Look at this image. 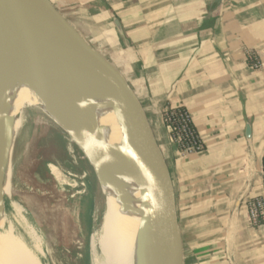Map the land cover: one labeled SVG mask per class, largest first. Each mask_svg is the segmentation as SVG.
I'll return each instance as SVG.
<instances>
[{"label":"crops","instance_id":"0c3cea01","mask_svg":"<svg viewBox=\"0 0 264 264\" xmlns=\"http://www.w3.org/2000/svg\"><path fill=\"white\" fill-rule=\"evenodd\" d=\"M50 2L144 108L172 175L186 264H264V217L248 212L264 201V0ZM167 106L187 110L201 150H178Z\"/></svg>","mask_w":264,"mask_h":264},{"label":"water","instance_id":"95a60500","mask_svg":"<svg viewBox=\"0 0 264 264\" xmlns=\"http://www.w3.org/2000/svg\"><path fill=\"white\" fill-rule=\"evenodd\" d=\"M222 0H212L214 9ZM126 48L130 43L113 17ZM20 76L50 106L69 117L68 127L56 124L82 151L98 184L107 170L142 179L139 228L141 264H186L183 216L176 203L168 163L144 108L125 77L54 7L50 0H0V104L10 79ZM82 85L108 94L131 158L116 152L99 137L86 101L65 98L62 89ZM78 110L81 114H75ZM78 120L79 126L74 122ZM11 120L0 110V185L12 162ZM75 134L82 138L81 144ZM247 136L250 132L247 130ZM11 141V149H10ZM13 175V169H12ZM103 193V192H102Z\"/></svg>","mask_w":264,"mask_h":264},{"label":"rangeland","instance_id":"374dc122","mask_svg":"<svg viewBox=\"0 0 264 264\" xmlns=\"http://www.w3.org/2000/svg\"><path fill=\"white\" fill-rule=\"evenodd\" d=\"M52 120L38 105H31L23 109L20 127L12 129L13 138L15 137L12 162L8 161L4 181L0 185L3 210L9 220L13 221L12 215L19 218L22 226L17 227L12 222V227L27 249L34 253L42 264H95L94 255L89 252L90 237L99 230L102 223L105 191L102 182L101 187L98 184L95 191L87 188L86 178L94 177L97 181L93 168L72 139L60 131L56 125L58 123L53 120L55 124ZM45 127L49 130L46 131ZM41 129L43 136L40 137ZM35 140L37 142L34 144ZM30 144L32 147L36 146L35 155L42 166L41 170L46 172L43 173L45 176L38 178L35 170L40 169L29 170L26 165V176L23 177V172L19 175L18 170L14 179V172L23 163L22 159ZM13 192L51 196L54 198L53 203L57 202V199L66 200L59 209H70L67 225L64 223L58 226L59 219L55 221L57 223H48L46 215L44 216L43 211L38 208L43 214L41 219L45 224L38 226L31 216L29 206L22 198H16ZM81 198L88 200L87 228L78 216V203ZM64 220L67 222L66 218ZM70 221L72 227L69 225ZM98 264H105L102 255Z\"/></svg>","mask_w":264,"mask_h":264},{"label":"bare ground","instance_id":"6f19581e","mask_svg":"<svg viewBox=\"0 0 264 264\" xmlns=\"http://www.w3.org/2000/svg\"><path fill=\"white\" fill-rule=\"evenodd\" d=\"M61 94L65 98L86 101L90 106L92 124L98 128L102 141L112 145L116 152L132 160L130 152L122 144L121 126L107 93L77 85L62 89ZM31 105H38L50 119L65 128L68 127L69 117L63 110L50 106L42 94L33 91L26 81L16 76L8 82L0 104V110L12 122L11 139L14 135L12 129L15 130L21 125L23 109ZM73 112L81 114L78 110ZM74 124L79 126L80 122L76 120ZM74 136L81 144L82 137L75 133ZM9 145L11 146V141ZM141 181L139 177L115 170H107L106 175L101 177L105 191V206L101 226L90 237L89 249L94 255L95 264H98L101 255L105 259V264H141L139 252V228L142 216ZM12 219L13 221L9 220L3 210L0 191V264H42L39 258L27 249L12 227V222L17 227L22 226L20 220L18 221L19 218L12 215Z\"/></svg>","mask_w":264,"mask_h":264},{"label":"trees","instance_id":"16d2710c","mask_svg":"<svg viewBox=\"0 0 264 264\" xmlns=\"http://www.w3.org/2000/svg\"><path fill=\"white\" fill-rule=\"evenodd\" d=\"M162 119H163L165 126L169 129L170 136L172 139H175L177 136L181 137L180 142L177 143V147L180 152L184 151V149L188 145V140H189V137H186L185 133L182 131L183 128H186V130L191 133L192 137L194 136L198 138L196 135L195 129L193 127V124L190 120V117L188 116L187 110L185 108L167 106L162 112ZM45 128H46L45 129L46 131L49 130L48 127H45ZM42 129H41L40 137L43 136ZM36 142L37 141L35 140L34 144ZM35 149H36V146L32 147L31 144L28 146V149L25 152L26 155L22 159L23 163L20 164L19 169H16V171L14 172V179H16V173L18 172V170H19V175H21V173L23 172V177L26 176V172H27L26 165L29 166V170H34L35 168L40 169L37 171L35 170L36 176L38 178L41 179L45 176V174L43 173H46V172H43V170H41L42 166L39 164V159H37L35 155ZM86 183H87L88 189H91V190L93 189V191L98 189V183L94 177L86 178ZM13 193L16 198H19V199L22 198L26 202V204L29 206V210L31 211V216L33 220L38 224V226L41 227L42 225L43 226L45 225L41 219V216L43 214L44 216L46 215L48 223H53L59 219L60 221L57 224L58 226H62L64 223H66L67 225L68 217L71 211L70 209H67V210H61L62 208L59 209V206L62 203L65 204L66 200L57 199V202L55 201L53 203L54 198H52L51 196H37V195H31V194H27L23 192H13ZM56 197H57V194H56ZM78 198L80 197L78 196ZM251 203H256V200L249 202V206ZM68 206H69V203H68ZM86 206H88V200L84 201L81 198V201L78 203V216L83 222H85V228L88 227ZM38 208L43 211V214L39 212ZM263 217H264L263 214L259 215L257 223H260L263 220ZM65 218L67 222H65L64 220ZM69 225L70 227H72L71 221L69 222Z\"/></svg>","mask_w":264,"mask_h":264},{"label":"built area","instance_id":"2783aa9c","mask_svg":"<svg viewBox=\"0 0 264 264\" xmlns=\"http://www.w3.org/2000/svg\"><path fill=\"white\" fill-rule=\"evenodd\" d=\"M185 133L186 137H189L188 140V145L184 149L182 153H192V152H197L201 150L202 145L201 142L198 140L196 137H192L191 133L186 130V128H183L182 130ZM174 143L177 145V143L180 142L181 137L177 136L175 139H172ZM263 170H264V162H263ZM263 178H264V171H263ZM263 189H264V181H263ZM249 206V205H248ZM248 212L250 216V220L252 222H256L258 220L259 215H264V201L261 199H257L256 203H251L250 206L248 207Z\"/></svg>","mask_w":264,"mask_h":264}]
</instances>
